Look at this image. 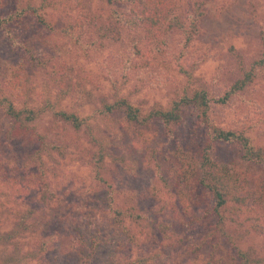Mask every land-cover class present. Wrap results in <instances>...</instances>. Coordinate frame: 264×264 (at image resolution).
<instances>
[{"label": "rangeland", "instance_id": "374dc122", "mask_svg": "<svg viewBox=\"0 0 264 264\" xmlns=\"http://www.w3.org/2000/svg\"><path fill=\"white\" fill-rule=\"evenodd\" d=\"M55 1L70 5L71 19L39 9L49 31L37 18L25 15L26 21L18 24L12 17L28 4L38 7L41 0H0V19L14 21L0 26V101L8 97L16 110L36 113L20 126L0 103V264H136L154 253L160 237L151 230V248L119 251L118 232L109 217L113 214L107 208H121L131 197L152 223L157 214L165 215L149 195L155 186L150 156L182 149L195 159L205 146L214 161H236L240 172L259 179H264V165L242 162L235 145L214 142L191 108L183 109L178 143L167 140L158 121L130 122L121 110L108 112L105 105L124 98L143 117L152 109L167 110L185 87L204 89L213 98L222 96L241 70L248 71L249 64L264 54V0H179L184 12L199 2L203 12L199 35L185 50L178 32L151 38L139 26L115 22L119 5L107 0ZM82 10L87 20L94 16L92 26L82 28ZM74 19L80 28L72 25L70 36L55 32L71 26ZM102 27L107 37L99 33ZM16 65L22 66L17 72L19 91L12 93L6 74ZM254 74L253 82L226 105L213 104L209 118L225 130L243 133L254 148H264V67ZM63 112L77 116L80 127L61 121L58 114ZM57 133L66 139L55 138ZM34 134L65 145L64 153L50 147L36 169L31 154L39 143ZM39 141L46 142L42 137ZM101 147L100 175L106 184L93 179L87 164L86 153ZM255 215L256 226L264 228L262 214ZM244 217L246 226L239 232L249 233L243 234L238 247L264 257V234L252 231L248 215ZM233 236L239 239L237 233ZM216 238L210 235L207 242ZM221 243L228 246L224 239ZM207 250L208 246L201 252ZM157 253L144 264H208L174 248L160 247Z\"/></svg>", "mask_w": 264, "mask_h": 264}, {"label": "trees", "instance_id": "16d2710c", "mask_svg": "<svg viewBox=\"0 0 264 264\" xmlns=\"http://www.w3.org/2000/svg\"><path fill=\"white\" fill-rule=\"evenodd\" d=\"M107 2L111 5H119L114 9L116 13H113L115 22H124L134 27L139 26L148 37L155 38L163 32H167L170 37L176 32L180 33L183 38V50L199 35V23L203 14L200 2L193 7L186 8V12L179 0H107ZM76 8L80 12V3H77ZM179 8H181L180 14L177 13ZM39 9L56 11V14L60 13L59 19L64 18L67 21L71 17L69 11L72 8L66 1L41 0L38 7L28 4L26 11L16 12L12 17L17 18L15 20L18 24L26 21L25 15L37 18L38 24L51 31L46 20L38 14ZM127 10H129L128 16L126 15ZM80 16L85 22L81 24L82 28L84 25L92 26L95 23L94 16H89L87 20L83 10ZM11 23L14 24L11 17L0 19V26ZM69 24L71 26H65L55 32L70 36L73 26L80 28L75 19ZM110 25H113L112 22ZM116 29L119 33V29ZM99 33L107 37L108 30L102 27ZM261 38L264 47V37ZM113 39L117 44V38ZM159 42L163 46L167 44L163 40ZM159 49L161 52L162 46ZM134 54L139 55V52L134 50ZM263 67L264 54L249 64L248 71L242 69L239 78L232 82L230 88L220 97L213 98L204 89L187 90L188 88L185 87L179 98L174 100L167 110L152 109L143 117L139 115V110L131 106L124 98L114 101L111 105L106 104L105 109L108 112L121 110L130 122L147 125L158 121L168 141L174 140L182 143L176 138L178 127L183 122V109L191 108L197 122L208 129L214 142L235 145L242 162L264 165V148H254L243 133L225 130L215 125L209 118V111L213 104L226 105L232 96L245 90L253 82L255 76L253 71L261 70ZM19 68L21 69L22 66H11L6 74L8 78L10 77L6 87L12 93L13 90L19 91L17 85L20 83L17 74ZM1 102L6 114L20 126L32 121L36 116V113L29 109L16 110L8 97ZM58 115L61 121L71 123L75 129L81 125L78 117L73 114L63 112ZM63 130L61 128V133ZM52 131L47 135L50 136ZM34 135V141L39 143L38 149L31 154L36 169L40 165L41 155L50 147L60 155L64 153L65 145L52 144L46 141L44 136ZM57 135L55 138L65 137L62 134L57 133ZM41 137L46 142L39 141ZM70 142L67 143L71 144ZM204 147L199 149L200 154L195 159L190 157L188 150L182 149L169 152V154L157 152L156 155L149 157L154 164L153 179L155 181V186H152L149 195L165 213L163 215L161 212L162 218L160 214H157L158 219L154 223L151 222L152 219L139 211L136 202H132L131 197L125 199L126 203L121 208L108 206L107 209L113 214L109 216L111 226L115 233L118 232L116 237L119 251L129 252L143 247L151 248V230L160 237L154 253L147 254L146 258L139 259L136 264H144L147 260L158 257L157 252L160 247L174 248L193 255L195 262L199 259L202 262L207 260L208 264H264V257H259L257 253L243 251L238 247L239 242L243 240V234L249 233L246 230L239 232L242 227L246 226L245 214L248 215L247 221H250V227H254L251 228L252 231L264 234L262 225L257 227V219L253 218L257 216H253L255 211L260 212L264 217V179L240 172L236 161L225 164L214 161L210 158L207 148ZM101 149L102 147L93 153H86L89 154L87 164L91 169L93 179L98 183L106 184L105 179L100 175L104 159V151ZM211 220L214 222L211 223ZM234 233H237L239 239L233 236ZM210 235L217 236L212 244L207 242ZM221 239L228 244L226 248L223 247ZM207 246V252H201Z\"/></svg>", "mask_w": 264, "mask_h": 264}]
</instances>
